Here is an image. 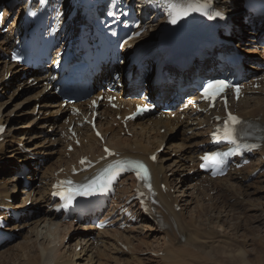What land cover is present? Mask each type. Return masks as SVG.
I'll use <instances>...</instances> for the list:
<instances>
[{
	"label": "bare ground",
	"instance_id": "obj_1",
	"mask_svg": "<svg viewBox=\"0 0 264 264\" xmlns=\"http://www.w3.org/2000/svg\"><path fill=\"white\" fill-rule=\"evenodd\" d=\"M218 1L220 7L229 8L228 11L234 14L233 21L240 26L236 35L244 31L245 25L242 16L238 15L241 10L240 0H233L232 4L229 3L230 0ZM1 7L6 10L7 14L8 5L5 0H0ZM157 26L158 24L153 26L152 32L143 34L142 38L147 40L154 36L158 30ZM262 30L264 31V29ZM242 41L238 48L246 51L245 56L254 61L264 62V52H260L261 56H257L259 53L257 49L250 50L251 40L244 38ZM10 47L11 37L0 34V52L4 54V57L0 58V89H5L9 93L10 87L23 75L26 76V80H24L25 78L20 79L17 90L22 86L26 87L33 77L39 87L26 99L14 104L15 109L23 106L18 120L9 121L10 114L14 110L4 111V114L1 115L2 107L5 105L8 107L13 103L11 99L0 103V125L7 124L5 140L1 141L0 139V162L5 164H0V180L4 179L3 175L10 169L15 172L10 177L11 182L14 183L4 181V187L0 182V205L23 209V219L8 226V229L15 233L14 238L23 234V230L27 229L23 241L15 245V249L21 253L15 264H264L260 259L251 261L248 249L251 237L245 236L244 232L241 234L243 235L241 248L239 242L229 245L226 240L228 239L227 234L231 235V232L235 233L234 236L238 238L237 232L240 228H246L250 224L249 219L247 220L250 213L246 216H235L238 222L231 226H229L231 222L222 219L223 214L221 213L223 212H225L224 215L239 213L233 212L236 209L234 205L236 201L242 203L245 208L246 205L243 201L239 198L232 199L235 194L229 197L231 199L226 198L230 202L227 201L228 204L227 202L226 204L231 206V213L225 211L229 207L225 210L223 208L222 211L218 203V200L224 194L228 195L231 190L239 192L240 198L244 196L243 191H247L250 196H258L257 193L260 192L259 189L263 187V184L261 187L260 180H256L255 183L260 187L251 189V185L254 183L249 180V177L254 171H259L257 179L261 177L264 181V142L263 147L257 153V158L238 175L230 173L226 177L216 178V180L200 176L197 171V158L204 151L203 145L209 141L208 134L210 133V127L203 126L204 124L210 126L213 120L208 115L197 118V123L195 120L181 121L162 115L152 116V118L145 117L129 122L130 133H125L122 137L120 134H123L124 128L120 124L118 125L119 120L116 119V115L122 113L124 116L130 114L132 110L115 111L101 103L100 115L97 118L98 125L106 136L107 144L114 147L121 157L132 156L149 162V156L157 152L166 140L172 139L171 137L169 139L168 135L161 134L160 129L173 125L174 132L176 128H184L185 137L183 136L182 143L177 144L176 140L179 137L177 135L166 147V151L164 150L162 159L158 155V160L155 163L149 162L152 167L154 185L160 193L157 208L163 224L149 220L139 209L136 200L129 202L135 196L136 186V181L131 175L121 179L120 186L122 188L118 190L116 206L113 205L106 216H111L116 207L127 208L132 210L133 216L137 217L136 221L133 222L130 217L119 214L115 219L118 227L98 231L92 225H76L73 221H62L61 216L51 209L55 204L53 198L50 197L53 176L60 169L70 170V163L77 164L82 155L95 158L104 155L105 151L102 150L103 145L100 139L94 135L88 125L79 129L83 133L80 148L75 147L74 152L70 153L66 151L68 143L66 138L60 136V131L71 124V122H66L67 117L72 119L69 114L70 105L63 108L62 102L58 101L57 96L53 92L46 91L45 81L48 80L46 76L30 75V70L27 67H15L8 64L5 52L9 51ZM116 68L117 71L122 72L124 66H116ZM248 68L250 71L248 78L251 84L261 83L262 87L248 93L239 103L234 104V109L243 118L260 124L264 128V70L259 66ZM146 81L149 82V92L157 93L150 75ZM165 90H174V88L168 87ZM11 92L15 94L16 90L12 89ZM101 93L97 92V95ZM35 100H37L35 106L25 111L26 106L34 104ZM119 104L129 106L130 100L120 98ZM77 105L87 107L83 102H79ZM49 114L54 115L51 117L48 116ZM191 114L192 111H188V115ZM7 117L9 118L4 120ZM9 122L10 128H20L21 125L23 132L17 137L14 136V131L8 127ZM23 122L24 125H22ZM51 126L54 128L52 134L46 130ZM128 134H132V136ZM53 135L56 137L55 140ZM3 152H8L6 158L3 157ZM3 159L6 161H1ZM49 160L51 162L46 165ZM23 166L30 170L26 177L31 185L28 190L26 186L23 187L21 191L23 195L21 193L20 198L15 195L19 191L20 184L16 175L23 169ZM63 174L64 171L61 172V175ZM163 185L167 187L166 191L162 190ZM201 191L205 194H201ZM214 192L216 195L212 197L211 194ZM11 197L14 198L13 202L8 201ZM207 197H209V201H205ZM29 201H31L29 204L31 206H27ZM253 202H255V198L252 196V201L248 202V205L253 206ZM204 203L210 204L204 205ZM248 205L246 209L249 208ZM178 206L181 207L180 210H178ZM203 206L208 207L209 211L204 210ZM249 210L251 211L252 208ZM30 211L33 213H29ZM211 212L213 215L209 214ZM186 215L187 218H185ZM246 220L247 222H245ZM123 224L130 225L122 230L120 227ZM208 228H211L210 234L207 232ZM154 240L156 242L153 247L151 245L150 249L144 247L141 250V244ZM3 246L1 245L0 248ZM78 247H81L79 251ZM3 251L6 253L7 250ZM11 255L6 256L10 258ZM2 262L0 261V264H4Z\"/></svg>",
	"mask_w": 264,
	"mask_h": 264
},
{
	"label": "rangeland",
	"instance_id": "obj_2",
	"mask_svg": "<svg viewBox=\"0 0 264 264\" xmlns=\"http://www.w3.org/2000/svg\"><path fill=\"white\" fill-rule=\"evenodd\" d=\"M243 52H244V50H242ZM3 58L4 57V54L3 53H1L0 52V58ZM20 79H22L23 80V78H20ZM20 79H18L17 80V82L16 83H14L11 87H10V92L9 93H7V91H5V89L3 90V89H0V92H1V94H3V96H1L0 97V103H3L5 100H7V101H10V99H11V101H13V103L12 104H10L8 107H6V105L4 106V107H2V109H3V112H2V114L1 115H3L4 114V111H11V110H14L13 112H11V114H10V120L9 121H13V120H18L19 119V117H20V112L21 111H23L22 110V107L23 106H19V107H17L16 109L14 108L15 106H14V104L15 103H19V101H21V100H23V99H26V97H28V96H30V94H32L34 91H36V90H38L39 89V87H38V84H36V83H31V84H27V86L25 87V86H22V87H20L19 88V90H17V85H18V83H19V81H20ZM24 80H26V79H24ZM10 81H12V80H10ZM9 81V82H10ZM12 89H15L16 90V92H15V94H13L11 91H12ZM13 95V96H12ZM16 99V100H15ZM15 100V101H14ZM37 102V100H35L34 101V104H31V105H28V106H26V108L27 109H25V111H28V110H30V109H32V107L33 106H35V103ZM28 113V112H27ZM54 115V114H53ZM53 115H48V116H53ZM30 117V116H29ZM9 117H7V118H5L4 120H6V119H8ZM152 118V117H151ZM145 120V119H144ZM9 125H8V127L10 128V126H11V124H10V122L8 123ZM22 125H24V122H23V124ZM20 128H17V127H15V129L14 128H10V130H14L15 132H14V136H18V135H20V133L21 132H23V129H22V126L20 125L19 126ZM163 129V128H162ZM46 130H47V128H46ZM161 130V129H160ZM58 131V130H57ZM48 132H49V130H48ZM160 133H161V131H159ZM173 125H171V126H169V127H166L165 128V131H164V133H161V134H165V135H168V138L170 139V137L172 138V139H170V141L169 140H166L165 141V144H166V146H165V148H164V150L166 151V147L167 146H169L170 145V142H172V140H174L173 138L174 137H176L177 135H179V137H178V140H176V142H177V144H180V143H182V140L184 139V137H185V133H184V128L183 127H179V128H176V130L173 132ZM172 133V134H171ZM120 136H122L123 137V135H121L120 134ZM184 136V137H183ZM53 147V146H52ZM171 148H173V147H171ZM164 150H162L163 152H161L160 154H159V157H160V159H162V156L164 155V153H165V151ZM3 157H5L6 158V156H8V152H3ZM165 157V156H164ZM10 158V157H9ZM1 161H6V159H3V160H1ZM51 161L49 160V161H47L46 162V165L47 164H49ZM0 164L1 165H5V164H3V163H1L0 162ZM15 174V172H13V170L12 169H10V171H8V172H6L5 173V175H3L4 176V179L3 180H0V182H2V185L5 187V184H4V181H10V183H14L13 181L11 182V176H13L14 174ZM256 180H260L259 182H260V186L262 187V184H263V187H264V181H263V178H258V179H255L254 181H252L254 184H252L251 185V189H254L255 187L258 189V187H260L259 185H257L256 183H255V181ZM261 181H263V182H261ZM20 183V182H19ZM186 183H189V182H186ZM187 186V185H186ZM263 187L262 188H260L259 190H260V192L259 193H257L258 194V196H256V197H254V195H252L253 196V198H255V202H253V206L252 205H248L251 201H252V196H250L249 195V193L247 192V191H243V195H244V197H245V202L243 201V203L246 205V207H247V205L249 206V208H247L246 209V207L244 208L243 206L244 205H242V203H239V201H236V203H234V205H235V207H236V209H234L233 210V212L234 211H237V212H239V213H237V214H228L227 215V213H226V215H224L225 214V212H223V213H221V214H223V216H222V219L224 220L225 219V221L226 220H228L229 222H231L230 224H229V226H231L233 223H237L238 221V219H236L237 217H235V216H237V215H239V216H246L247 214H249V216L250 217H248L247 218V220L249 221V225H247V227L246 228H240V230H239V232H237V235H238V238H237V236H234L235 235V233H233L232 234V232L230 233L231 235H228L227 234V236H228V239H226V240H228L227 242H228V244L230 245V244H238V242L240 243V248H241V246H242V238H243V235H241V234H243V232L246 234L245 236H249V237H251V241H250V245H248V249H249V251H250V258H251V261L253 262V261H256V260H261V261H263L264 262V259L262 260V258H264V206H262V204H264V189H263ZM177 193V192H176ZM248 193V194H247ZM19 195H21V192L20 193H18ZM261 196H260V195ZM263 194V195H262ZM232 195H234V193H232ZM224 196H227V194H224ZM250 196V197H249ZM259 197V198H258ZM247 198V199H246ZM251 200H250V199ZM226 197L224 198V197H222L221 198V201L219 202V207H221L220 209H222V211H223V208H224V210L227 208V207H229L228 208V210H225V211H227V212H232V210H231V206L229 205H227L228 204V202H227V200L228 199H231V198H228V199H226ZM257 199V200H256ZM225 200V201H224ZM206 201H208V199H206ZM223 202V203H222ZM225 202V203H224ZM226 202H227V204H226ZM249 202V203H248ZM230 203V202H229ZM210 203H204V205H209ZM238 204V205H237ZM224 205V206H223ZM226 206V207H225ZM259 206V207H258ZM204 207V210L206 209L207 211H209V208L208 207H206V206H203ZM234 207V208H235ZM242 207V208H241ZM238 208V209H237ZM252 208V210L250 211L249 209H251ZM255 208V209H254ZM262 208V209H261ZM219 209V210H220ZM239 209H241V210H239ZM231 210V211H230ZM207 213V212H206ZM213 213H215V212H213ZM253 215H252V214ZM210 215H213L212 214V212L211 213H209ZM188 215V214H187ZM187 215L185 216V218H187ZM209 215V216H210ZM232 215H234V216H232ZM226 217V218H225ZM207 218H210V217H207ZM251 218V219H250ZM259 219V220H258ZM233 220V221H232ZM247 220L245 221V222H247ZM261 221V222H260ZM248 226H251V227H248ZM248 228V229H247ZM27 230V229H26ZM26 230H23V234H21V235H19V236H17L14 240H12V241H10L9 242V244H7V245H5L3 248H1L0 249V261L2 262V263H4V264H15L16 263V260H17V257H19V254H21V253H18V251L15 249V245H17L18 243H20L21 241H23V239H24V235H25V233H26ZM209 234L211 233V228H208V231H207ZM254 234V235H253ZM242 237H241V236ZM233 236V237H232ZM240 236V237H239ZM30 238H31V236H30ZM229 238H230V240H229ZM235 238H237V239H235ZM254 238V239H253ZM140 242H141V240H140ZM156 241L154 240V241H150L149 243H143V244H141L142 246H141V250H143V248L145 247V248H148V249H150L151 248V245H152V247L155 245L154 243H155ZM138 244H140V243H138ZM150 244V245H149ZM14 245V246H13ZM260 248V249H259ZM12 249V250H11ZM14 249V250H13ZM3 250H7L6 251V253L3 251ZM16 251V252H15ZM147 251H150V250H147ZM5 253V254H3V253ZM9 253V254H8ZM13 253V254H12ZM16 253V254H15ZM12 254V255H11ZM18 254V255H17ZM261 254V255H260ZM5 255V256H4ZM6 255H11L12 257H10V258H8L9 256H6ZM15 256V257H14ZM259 256H261V257H259ZM14 257V258H13ZM259 257V258H258ZM12 258V259H11ZM12 261H11V260ZM14 259H15V262H14ZM12 263H11V262ZM14 262V263H13Z\"/></svg>",
	"mask_w": 264,
	"mask_h": 264
},
{
	"label": "snow or ice",
	"instance_id": "obj_3",
	"mask_svg": "<svg viewBox=\"0 0 264 264\" xmlns=\"http://www.w3.org/2000/svg\"><path fill=\"white\" fill-rule=\"evenodd\" d=\"M162 3L164 7L168 10V14L172 17V23H176L179 19L186 17L187 15H189L190 12H202L206 16L210 13L214 16L222 15L221 13L215 12L213 10L212 0H162ZM227 87L228 84L224 81L209 82V84L205 87L206 97L215 99V97L220 95V93H222ZM238 91L239 89L237 88V92ZM239 123V119L229 113L228 121L225 122V125L222 129L224 138L235 142L236 125ZM153 159H155V157H153ZM202 159L207 161L208 164H219L222 162L220 159V154H207ZM128 164L137 171L138 177H140L141 179L148 178V169L146 165H144L142 162L129 161ZM68 183H71V181H69ZM96 183V181H93L92 184L83 186L84 190L82 192H78L77 194L91 195L93 185ZM66 198L71 199V197Z\"/></svg>",
	"mask_w": 264,
	"mask_h": 264
}]
</instances>
